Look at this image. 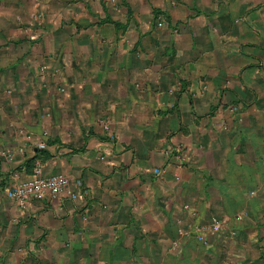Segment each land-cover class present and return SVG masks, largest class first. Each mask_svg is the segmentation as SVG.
Listing matches in <instances>:
<instances>
[{
    "label": "crops",
    "instance_id": "crops-1",
    "mask_svg": "<svg viewBox=\"0 0 264 264\" xmlns=\"http://www.w3.org/2000/svg\"><path fill=\"white\" fill-rule=\"evenodd\" d=\"M36 1L0 0V151L50 137L39 176L83 187L19 207L37 175L0 159V264H263L264 0H139L123 29L86 26L113 0ZM42 61L70 89L48 120Z\"/></svg>",
    "mask_w": 264,
    "mask_h": 264
},
{
    "label": "rangeland",
    "instance_id": "rangeland-1",
    "mask_svg": "<svg viewBox=\"0 0 264 264\" xmlns=\"http://www.w3.org/2000/svg\"><path fill=\"white\" fill-rule=\"evenodd\" d=\"M79 2H80V0H65V1L63 0L62 3L63 4L65 3V5L68 6V8H70V7L76 6V5L79 6L80 5ZM112 2H111V4H112L111 8H113L114 12L116 13V18H117L116 20H112L109 18L103 19L100 17L94 18L93 15H90L93 18L92 17L87 18V21H89V23H87L86 26L108 27V24H110L114 28L123 29L125 27V25H127L126 19H128V17L131 16V13L133 12L132 8H135L138 6V4H140L139 0H118L117 2L115 0H113ZM36 5H37V9L40 8L38 0L36 1ZM174 5H176V3H174ZM99 6L101 7L102 4H99ZM83 8H84L83 13H86V8L85 7H83ZM42 12H41V14H39V12L37 13V19H38L37 24L38 25H42L44 20L46 19V18H44V13H42ZM80 12H82V11H80ZM152 16H153L151 19L152 25L156 26V27L160 26L159 23H161V20L159 18V12L154 10ZM17 22H19L20 24H22V22L26 23L21 18H19V20H17ZM21 26H23V25H21ZM38 28H39V26H37V28H35V30L38 31ZM167 37H169V36H167ZM48 65H51V64L44 63V61H42L39 63V67L37 68L38 69L37 74L39 76V79H38L39 82H37V85L39 88L38 92L42 93V95H41L42 98H40V102H39L40 104H38V107H39L38 108L39 109L38 118H39V120H41V116L43 118H45L46 120H48V118H52V113H50V111L47 110L48 107H46L45 104H43L44 100H45L44 95H46L47 91L49 92L50 95H53V97L57 98V99H59V96H60V95H58V93L63 94L64 92L66 93L67 91H70V89H68V84H67L68 78H67V75L64 72V70L56 64H55L56 66L54 65V67H50ZM62 82L65 85L63 88L61 87ZM69 99L70 98L67 99V105H71ZM64 117H65L67 123L74 122L72 114L68 115V116H64ZM24 118L29 119V116L27 113L25 114ZM30 118H31L30 119L31 122L38 120L36 115L31 114ZM12 120L14 121V119H12ZM105 125L106 124H104L103 127ZM106 126H108V125H106ZM106 126L103 128L104 132L109 131L108 127H106ZM40 139L41 140L35 146H32L34 153H35L34 157H32V158L26 157V154H25V148L26 147L25 148L24 147H15V149H13V150H17L16 152H14L13 150H11V151L6 150L5 152L0 151V159H2V161L6 162V163L8 162L9 164H13L15 157H16V154L20 155L21 156L20 160L22 162L20 161L21 163H19L20 164L19 166L21 167V170L22 171L25 170L26 172L31 171L32 172L30 174L31 176L37 175V177H38V174H36L35 172L37 170L42 171V169H41L42 164L41 163L43 162V160L49 159L48 156H50V155L48 154V150H50V149H48V148L52 149V147H53L52 146L53 139H50V137H45L42 135V137ZM40 145H42L43 147H40ZM55 149L58 150L57 148H55ZM72 149H73V151H77L76 148H72ZM1 152H2V154H1ZM9 154H11V156ZM10 157H12V158L10 159ZM31 159H33V161H31ZM1 163L2 162L0 161V164ZM57 176H62L63 179L66 180V183L63 184V186H61L62 192L57 194V195H52V193L50 191H48L47 189L46 190L42 189V191H41L42 197H34V196H31L30 194H28L21 199H16V197L14 196V189L20 188V185L21 184L23 185L25 183L29 184V186H35L38 183V181L33 177L30 179L27 178V179L23 180L22 182L18 183L17 185L13 186L11 189H8L6 195L11 201L15 202L19 207H24V205H26L27 202L40 201V200H43L45 198H49V197L55 198V197H59V196H63V195H66L67 198L70 200H74L75 198L80 199V190L83 187V184H81L80 181L79 182L78 181L73 182L68 176L63 175V174H57ZM39 178H41V180L42 179L45 180V179H48L49 177L45 178V177L39 176ZM261 220L264 221V218ZM219 225H220V221L216 217H213V218H210L209 223L206 226H201V228L199 230L202 234H207V233L215 234V233H218L220 231ZM202 234L199 235L198 240L203 242L205 245H207V243L205 241V237H203L204 235H202Z\"/></svg>",
    "mask_w": 264,
    "mask_h": 264
},
{
    "label": "built area",
    "instance_id": "built-area-1",
    "mask_svg": "<svg viewBox=\"0 0 264 264\" xmlns=\"http://www.w3.org/2000/svg\"><path fill=\"white\" fill-rule=\"evenodd\" d=\"M40 147L43 146L40 145ZM35 173L38 174V177L35 178L38 183L35 186H29V184L25 183L23 185L21 184L20 188L14 189V196L16 199H21L28 194L34 197H42V189H47L52 195H57L62 192L61 186L66 183V180H64L62 176L55 175L48 179L41 180V178H39L40 170H37Z\"/></svg>",
    "mask_w": 264,
    "mask_h": 264
},
{
    "label": "trees",
    "instance_id": "trees-1",
    "mask_svg": "<svg viewBox=\"0 0 264 264\" xmlns=\"http://www.w3.org/2000/svg\"><path fill=\"white\" fill-rule=\"evenodd\" d=\"M43 153V152H42ZM31 161H33V159H31Z\"/></svg>",
    "mask_w": 264,
    "mask_h": 264
}]
</instances>
